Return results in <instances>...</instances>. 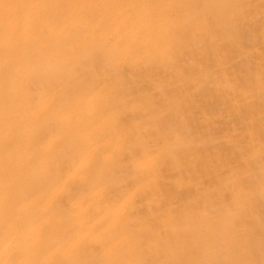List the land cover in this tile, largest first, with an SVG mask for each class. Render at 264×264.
<instances>
[{
  "label": "rangeland",
  "instance_id": "1",
  "mask_svg": "<svg viewBox=\"0 0 264 264\" xmlns=\"http://www.w3.org/2000/svg\"><path fill=\"white\" fill-rule=\"evenodd\" d=\"M75 1L0 0L3 156L37 150L25 207L60 195L54 264H264V0Z\"/></svg>",
  "mask_w": 264,
  "mask_h": 264
},
{
  "label": "bare ground",
  "instance_id": "2",
  "mask_svg": "<svg viewBox=\"0 0 264 264\" xmlns=\"http://www.w3.org/2000/svg\"><path fill=\"white\" fill-rule=\"evenodd\" d=\"M7 1L11 2L14 0H7ZM108 1L110 2V0H108ZM173 1L174 0H170V2H171L170 6H172V7L170 9L167 8L166 13H172V14L174 13V15H176V14L178 15L183 11L185 13V11L188 10V8H190V3H188L187 1L184 2V0H176L177 5H176V3L174 4ZM119 2H124L128 6L132 5L136 2L139 5H145L146 3H148V5L151 6V5H154L156 3V0H119ZM70 4L73 5V6L72 5H70V6L72 8H74L75 10L77 9V7L81 8L83 6V5H78L75 0H71ZM100 4H101V0H97V7L98 8L100 7ZM157 4H158V2H157ZM157 4L155 5V8H151V10L155 11L156 13L158 10H160L162 13L164 11L163 9L165 7L162 9L159 6V4L158 5ZM115 5H118V2H116ZM108 7H109L110 12L112 11L113 8H115V7H112L110 4L108 5ZM127 7L125 8L123 15L129 14L128 13L129 11H127V9H128ZM97 11H99V10H97ZM162 16L163 15L161 14V17ZM162 20H163V18L162 19L160 18L155 24L157 26H160L159 24ZM165 20H167V19H165ZM162 24H165V22H162ZM1 28H2V26H0V29ZM13 32H11L9 30L10 34H8V35H11V33H13ZM188 32H190V31H187V33ZM191 32H192V30H191ZM179 33H180V31H179ZM178 44H179V42H178ZM17 48L14 47L15 50ZM178 48H179V45H178ZM180 48H182V47H180ZM19 52H17L16 54H19ZM11 100H12V96L10 94H8V93L0 94V105L4 104V102H10V103L13 102ZM171 123H172V121H171ZM3 124L4 123L0 121V126ZM18 127L20 129L19 125L16 126V128H18ZM162 128H163V126H162ZM13 130L11 131L10 134H8L6 139L0 138V163H2V162L4 163V165L2 167V171L6 176L11 177V178H7V179H2V181H0V264H54V262L57 261L56 256L58 255V252H55L54 254L50 255L49 252L51 250V243L53 240L52 241L49 240L52 237L49 238L48 237L49 234L46 235L45 232L49 231L51 234L54 235V234L60 233V231L66 232L67 230L70 229V226H66L67 225L66 222H65V225H64V223L62 224L61 222H57L54 219V217H51L49 215V209H50L49 207H46L45 209L40 211L42 206L45 204V201L48 200L49 198H51L52 201H55V202L59 199L60 195L57 193H55V194H52V193H46L45 194L44 193L41 195V197H39L40 199L34 200V206L29 205L28 207H25L26 204L31 201L32 196L34 194L33 191L30 192L29 189H33L35 191V189L39 186V182L34 181V180H29L28 176L25 173L26 172L25 169L32 167V165L36 162L37 163H40V162L35 159L36 155L38 154L36 148L34 149L35 155H33L31 158L29 156L28 158H30V159L27 158V160L20 159V160L14 161V160H12V158L14 156L11 154H7V153L5 154V156H3L5 149L14 148V146H16L18 144V142H19V144H21V142H20L21 132L18 133L15 131V129H13ZM2 137H6V136H2ZM33 144H34V142H31V141L28 142V145L30 146V148L33 146ZM31 149H33V147ZM106 151H107V149H106ZM89 155H90V153H89ZM113 162H114V160H113ZM36 164H34V166ZM37 168H39V167H37ZM59 175H60V173H59ZM77 175H80V174H77ZM58 180L59 179L55 178V180L53 182H56ZM145 185H147V184H145ZM39 189H40V187H39ZM2 195L4 197H2ZM81 208L82 207L80 205H78L77 209H81ZM44 221H45V223H43ZM46 227L48 228V230ZM79 228H81V226ZM146 232L149 233L148 231H146ZM183 234L185 235L187 233L184 231ZM188 239H190V237H188ZM190 248L191 247L184 244L183 248H182L183 252L178 256V258L173 259L175 261V263L183 264L184 261H187V260L190 261V259L194 260L195 258H197L196 257V253H197L196 247H195V252H194V250H191ZM192 253H194V254L191 255ZM67 255H68V253H67ZM72 256H73V254H72ZM173 260L169 261V263L172 262ZM180 261H182V262L179 263ZM150 262L152 264H157V262L155 261V258H152L150 260ZM160 264H164V263L161 262Z\"/></svg>",
  "mask_w": 264,
  "mask_h": 264
}]
</instances>
